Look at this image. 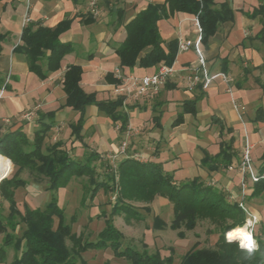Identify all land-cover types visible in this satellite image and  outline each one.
I'll list each match as a JSON object with an SVG mask.
<instances>
[{"label": "crops", "instance_id": "1", "mask_svg": "<svg viewBox=\"0 0 264 264\" xmlns=\"http://www.w3.org/2000/svg\"><path fill=\"white\" fill-rule=\"evenodd\" d=\"M213 1L217 7L227 4L232 13L217 24L215 32L202 44V48L211 72L225 71L231 76V92L221 78H215L205 90H187L183 75L196 63L197 55L193 48L176 52L173 61L176 74L160 87L158 93L149 99L128 100V125L124 131L120 129L119 121H112L97 106L89 105L85 109L81 135L88 149L96 151L103 162L111 163L112 160H108L111 155L116 157V163L125 157H133L139 162L160 163L162 169L172 173L176 181L199 177L220 190L227 201L242 200L260 224L264 223V189L255 194L253 182L247 178V188L242 195L243 176L239 163L244 146L248 144L252 164L256 172L264 176V11H258L264 0ZM164 2L31 0L29 22L33 27L53 28L60 21L70 19L69 27L59 37L62 42L69 43L71 49L62 57L57 70L40 78L29 70L24 53L14 49L21 44L23 2L0 0V34L4 36L0 41V88H4L0 98V134L21 127L32 138L42 122L50 121L49 117L41 116L54 111L53 125L46 132L42 148L60 140L66 149L70 148L73 158L82 157L84 147L71 135V124L77 120L78 112L62 105L65 100L62 89L64 71L70 64L79 65L82 69V89L95 92L98 99L116 98L112 90L115 83L111 81L116 78V69L135 75L154 72L158 65H135L121 69L114 49L125 36L123 22L131 19L148 3ZM116 9H122L120 16L116 14ZM194 16L175 11L158 21L165 49L171 42L176 44L179 37L190 40L196 37ZM185 100H194V113L183 111ZM28 112L31 115L26 117ZM180 114V121L174 123ZM122 144L126 148L124 153H119ZM221 145H231L229 165L224 166L220 162L218 169L209 170L205 165V155L216 154ZM31 196L27 205L31 203ZM105 197L107 199V194L102 189L93 196L92 223H99L94 214H108L111 204ZM154 202L158 204L157 209L153 204L155 215L160 211L161 204L171 206L162 196L155 197ZM0 205V210L8 211L1 197ZM19 231H22V225L15 231L18 236L21 234ZM4 236L5 232H0V246ZM19 254L20 249L5 246V259H0V264L10 263Z\"/></svg>", "mask_w": 264, "mask_h": 264}, {"label": "trees", "instance_id": "2", "mask_svg": "<svg viewBox=\"0 0 264 264\" xmlns=\"http://www.w3.org/2000/svg\"><path fill=\"white\" fill-rule=\"evenodd\" d=\"M175 11L187 12L197 16L202 29V44L215 32L217 24L231 16V10L225 3L215 6L213 0H165L162 4L148 3L147 6L129 20L122 23L125 36L114 51L119 57L121 69L151 67L160 64L170 65L176 55V44L171 42L167 49L162 44L158 21L173 14ZM259 12L264 11L262 4ZM120 16L122 9H116ZM70 24V19L60 21L55 27L38 25L33 27L31 22L23 27L21 44L15 46L16 51L24 53L29 70L40 78H45L50 71L57 70L62 57L71 49V45L62 42L59 35ZM0 34V41L3 39ZM264 39V19L263 32ZM45 65V69H43ZM157 66V67H158ZM82 69L79 65L70 64L63 74L62 89L65 93L63 106H69L78 112L77 120L71 124L73 140H79L84 147L82 157L73 158L64 142L58 140L46 144L43 141L46 132L53 125L54 111H49L41 117L50 118L42 122L32 138H29L21 127L0 134V155L7 159L8 165L16 166V172L11 177L0 180V197L9 203L8 214L0 210V232H5L3 244L0 246V259H5V246L20 249V254L10 263L5 264H76V258L88 248H111L115 257L124 258L129 264H172V255L161 256L158 251L148 253L138 251L129 244H124L123 234L115 227L112 217L126 212V215H136L132 200L151 202L155 196L167 198L171 205L172 218L169 226L177 229L195 227L197 219H209L221 232L214 248H196V243L180 255L178 264H264L262 245L252 252L241 248L237 241L225 237L228 233L241 231L246 216L238 206V202H229L224 194L199 177L176 181L172 173L164 171L160 163L147 161L139 162L133 157H125L113 168L108 162H103L96 151H91L83 142L81 130L85 120V109L95 105L105 112L112 121L120 122L124 131L128 125V114L122 108V98L98 99L95 92H85L81 85ZM128 75V73H123ZM118 84L120 79L113 78ZM183 111L195 112L194 100L183 102ZM181 115L175 119L178 123ZM232 142L230 138L229 143ZM231 145L220 146L214 155H205L204 161L209 170L219 168V163L227 166L231 160ZM264 157V152L262 154ZM10 159H8V158ZM98 159H100L97 164ZM115 165V164H114ZM23 168L44 175L46 189L50 197L44 207L28 208L21 211L14 199L15 190L26 185V180L16 173ZM98 169V170H97ZM105 171V173L103 172ZM88 175L90 179L89 198L102 189L107 193H117V201L111 204L108 216L104 212V226L97 233L95 240L82 241L80 234L71 231V223L75 220L72 215L69 221L64 217V209L58 203L57 190L64 187L74 175ZM259 179L253 182L254 193L264 189V176L258 173ZM149 210L148 206H144ZM18 216V220L13 219ZM107 216V217H106ZM100 217V215H98ZM154 215V222H158ZM231 219V222H227ZM20 223L24 226L20 236L15 231ZM237 226L238 228L235 229ZM10 232H9V231ZM182 235V233H180ZM230 237V234H229ZM71 241L69 248L65 242ZM82 264H88L80 259Z\"/></svg>", "mask_w": 264, "mask_h": 264}, {"label": "rangeland", "instance_id": "3", "mask_svg": "<svg viewBox=\"0 0 264 264\" xmlns=\"http://www.w3.org/2000/svg\"><path fill=\"white\" fill-rule=\"evenodd\" d=\"M108 160L110 162L112 160L109 164L114 168L116 166V157L111 155L108 157ZM10 162L12 165H8L5 158L4 170L0 174V180L4 177H11L16 172V166L11 160ZM103 172L105 173V171ZM16 175L25 179L27 182L25 186L17 188L16 195L14 196L17 206L21 207L23 211L26 209V206L28 208H30L29 206L44 207L50 197V191L46 189L47 182L44 175H41V177L36 176L35 172H31L27 168L21 169ZM90 186V179L88 175L85 174L81 177L73 176L66 186L57 190L58 203L64 209V217L66 221H69V218L72 215L75 217V220L71 223V231L77 235H82V241L95 240L97 233L104 226V212L94 214L95 217L100 215V217H98L99 223H92L93 221H91V204L93 203V200L92 198H89ZM30 195H32L31 203L27 205L28 197ZM117 196V193H107V199L106 197L104 199L112 204L117 201ZM154 199L148 203L138 200H132L130 202L137 211L135 214L140 215L139 218L135 215H126V212L117 213L112 217L115 227L123 234L124 244L127 243L138 251H147L148 253L158 251L161 256L172 255L174 257L172 264H178V257L188 251L194 243H196V248L215 247V242L221 230L209 219H197L195 227L192 229H186L184 226L173 229L169 226L172 218V209L169 205L161 204L160 211L156 215L159 218L158 222H154L155 214L153 213V204L156 209L158 207V204L154 202ZM3 203L4 206L9 207V203L5 199H3ZM144 206H148L149 210ZM1 210L3 211V209ZM3 212L4 215L8 214L7 210H4ZM106 215L108 216L107 213ZM244 216L246 215L244 214ZM13 219L18 220V216L15 215ZM227 222L230 223L231 219H228ZM20 225H22L23 228L24 224L20 223ZM235 227V229L238 228L237 226ZM243 228L246 227L242 226L241 229ZM227 231L224 233L225 237ZM18 233L20 234L21 231ZM180 233H182V235H180ZM254 235L257 241V248L251 251L246 247H241L238 239L236 241L241 248H244L248 252L255 251L258 249L259 245H262V252L264 255V223L259 224V222H257L255 224ZM229 240H232V238H229ZM65 242L70 248L71 241L66 238ZM80 256L81 258L75 257L76 264H82L80 259L85 260L88 264H129L124 258L115 257L109 247L88 248L81 252Z\"/></svg>", "mask_w": 264, "mask_h": 264}, {"label": "built area", "instance_id": "4", "mask_svg": "<svg viewBox=\"0 0 264 264\" xmlns=\"http://www.w3.org/2000/svg\"><path fill=\"white\" fill-rule=\"evenodd\" d=\"M24 4V13H23V26H26L30 21L29 9L31 6V0H19ZM193 23L196 27V37L193 40L187 38L179 37L176 44V52L181 53L187 51L191 48L194 49L197 55V60L194 65H192L189 70L183 75V82L187 90L191 91L196 88L205 90L209 88L215 78H221L226 85L227 90L231 92L230 82L231 76L225 71L211 72L208 69L206 63V57L202 48L201 40V26L198 21L197 16L193 17ZM176 74V69L172 64H160L157 69L150 74H128L124 75L119 69L115 70V77L120 79L118 84L113 85V94L116 97L122 98L123 109L128 100H137L138 98H152L156 95L161 86H163L167 80ZM4 88H0V98L3 96ZM30 112L26 113L25 116L29 117ZM126 148L125 144H122L119 153H124ZM251 149L248 144L244 146V149L241 154V160L239 163V170L243 176L241 186H242V195L245 193L247 188L246 180L247 178L250 181L255 182L259 179V175L256 172L251 159ZM231 168V166H229ZM238 206L246 215V220L244 226L248 229L250 237L253 240V249L257 248L256 246V237L254 235V227L258 222L257 216L252 213L249 208L244 204L242 200L238 202ZM228 233V231H227ZM226 233V238L229 239ZM248 249V248H247Z\"/></svg>", "mask_w": 264, "mask_h": 264}, {"label": "clouds", "instance_id": "5", "mask_svg": "<svg viewBox=\"0 0 264 264\" xmlns=\"http://www.w3.org/2000/svg\"><path fill=\"white\" fill-rule=\"evenodd\" d=\"M231 238H240V244L241 247H246L248 248L249 251L252 250L253 248V240L252 238L243 230L241 231H236V232H231L230 233V239Z\"/></svg>", "mask_w": 264, "mask_h": 264}, {"label": "bare ground", "instance_id": "6", "mask_svg": "<svg viewBox=\"0 0 264 264\" xmlns=\"http://www.w3.org/2000/svg\"><path fill=\"white\" fill-rule=\"evenodd\" d=\"M4 163H5V158L4 157H2L1 155H0V174L3 172V170H4ZM241 230H243L244 232H246L249 236H250V233H249V231H248V229H246V228H243V229H241ZM230 234V233H229ZM229 234L227 235L228 237H229ZM230 238V237H229ZM235 239H238L239 241H240V238H235Z\"/></svg>", "mask_w": 264, "mask_h": 264}, {"label": "water", "instance_id": "7", "mask_svg": "<svg viewBox=\"0 0 264 264\" xmlns=\"http://www.w3.org/2000/svg\"><path fill=\"white\" fill-rule=\"evenodd\" d=\"M232 240H235V241H236L237 239H235V238H232Z\"/></svg>", "mask_w": 264, "mask_h": 264}]
</instances>
